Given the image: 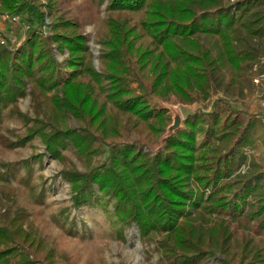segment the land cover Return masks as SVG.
<instances>
[{"label":"trees","instance_id":"16d2710c","mask_svg":"<svg viewBox=\"0 0 264 264\" xmlns=\"http://www.w3.org/2000/svg\"><path fill=\"white\" fill-rule=\"evenodd\" d=\"M6 14L21 19L26 37L0 45L1 151L39 140L64 166L73 208L117 217L120 233L134 223L144 242L159 237L163 264H264V165L245 152L264 145V110L232 106L250 111L243 99L264 74V0H0ZM221 94L164 139L171 119L152 99ZM11 118L22 130L6 127ZM41 156L0 161V264L76 263L46 245V228L32 219L48 192L30 184ZM69 215L67 235H78Z\"/></svg>","mask_w":264,"mask_h":264},{"label":"rangeland","instance_id":"374dc122","mask_svg":"<svg viewBox=\"0 0 264 264\" xmlns=\"http://www.w3.org/2000/svg\"><path fill=\"white\" fill-rule=\"evenodd\" d=\"M107 1L101 8V18L104 19L107 14ZM46 11V6L42 7ZM46 22L50 23L46 18ZM98 30L100 26L94 24L87 26L86 34L89 36V45L94 53V65L100 72L102 65L99 61V54L101 47L96 44ZM46 33H48L46 31ZM26 29L21 24V19L17 16L0 15V45L7 46L9 42L12 45L21 46L25 41ZM56 56L61 62L63 55L56 51ZM258 80V83H255ZM255 87L251 93L245 97L244 103L248 106L250 111L246 112V107L239 104H233L237 110L243 114L250 115L253 110L261 107L264 110V74L263 76L255 77L253 81ZM224 96L218 95L212 97L210 100L204 102L199 101L193 104H181L174 97L169 99H152L150 105L153 110L161 111L167 110L171 119V124L167 128L164 139L173 133L170 129L174 125L176 118L180 119V128L185 125L187 117L196 115L199 112H209ZM20 108L23 113L30 110V99L21 102ZM264 112V111H263ZM10 120L6 127L20 131L21 124H17L16 119ZM177 129V130H178ZM176 131V130H175ZM163 139V138H162ZM34 148L27 144L23 149L12 152H3L0 150V161L5 160L13 162L17 160H26L35 155H42V160L33 163L30 184L32 186L41 187L42 184L47 187V198L45 206L42 209H34L32 219L37 217L35 225L39 227L44 233L50 237L46 238L48 242L46 245L56 246L57 250H62L63 254H67L75 264H163L160 256L156 254L153 249L159 237L151 242H144L141 240V235L134 223L126 227L120 233V228L115 227L113 222L118 220L113 216L110 218L109 214H105L101 209L83 208L77 210L73 208L72 197L73 187L62 178V171L64 166L51 157L45 149V146L39 140L34 142ZM162 147V146H161ZM159 149H156L158 151ZM249 161H255L264 165V145H260L256 150L246 149ZM72 162L76 165L78 171H85V167L79 162L77 156L70 154ZM244 173V172H243ZM197 185V183H195ZM29 195V192L26 193ZM26 198V197H24ZM114 202H110L107 206L109 212H114ZM70 213L69 221L76 219L78 235H67V227L63 224L67 214ZM36 219V218H35ZM67 220V219H66ZM117 222V221H116ZM86 225L88 232L83 231V226ZM35 227V226H34ZM242 228L244 225L241 226ZM49 246V247H50ZM45 248V245H44ZM49 251L46 260H50L52 255ZM56 255V254H54ZM50 257V258H49ZM58 264V263H56ZM59 264H66L59 262ZM204 264H223L221 258H209Z\"/></svg>","mask_w":264,"mask_h":264},{"label":"water","instance_id":"95a60500","mask_svg":"<svg viewBox=\"0 0 264 264\" xmlns=\"http://www.w3.org/2000/svg\"><path fill=\"white\" fill-rule=\"evenodd\" d=\"M180 119L176 118L174 121V125L171 127V131L174 132L175 130H177L180 127Z\"/></svg>","mask_w":264,"mask_h":264},{"label":"built area","instance_id":"2783aa9c","mask_svg":"<svg viewBox=\"0 0 264 264\" xmlns=\"http://www.w3.org/2000/svg\"><path fill=\"white\" fill-rule=\"evenodd\" d=\"M261 76H263V75H261ZM255 83H258V80H255Z\"/></svg>","mask_w":264,"mask_h":264}]
</instances>
